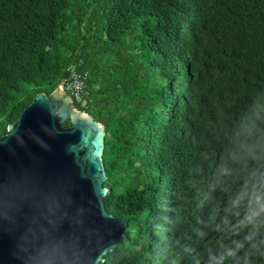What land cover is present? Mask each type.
<instances>
[{"label":"trees","instance_id":"16d2710c","mask_svg":"<svg viewBox=\"0 0 264 264\" xmlns=\"http://www.w3.org/2000/svg\"><path fill=\"white\" fill-rule=\"evenodd\" d=\"M70 64L125 226L98 264H264V0H0V135Z\"/></svg>","mask_w":264,"mask_h":264},{"label":"water","instance_id":"95a60500","mask_svg":"<svg viewBox=\"0 0 264 264\" xmlns=\"http://www.w3.org/2000/svg\"><path fill=\"white\" fill-rule=\"evenodd\" d=\"M105 134L59 86L36 94L7 125L0 264H98L120 243L124 223L105 208Z\"/></svg>","mask_w":264,"mask_h":264},{"label":"built area","instance_id":"2783aa9c","mask_svg":"<svg viewBox=\"0 0 264 264\" xmlns=\"http://www.w3.org/2000/svg\"><path fill=\"white\" fill-rule=\"evenodd\" d=\"M67 76L58 85L72 98L75 105L86 107L90 102V93L87 87L88 72L80 69L77 64L66 67Z\"/></svg>","mask_w":264,"mask_h":264},{"label":"clouds","instance_id":"9594fccd","mask_svg":"<svg viewBox=\"0 0 264 264\" xmlns=\"http://www.w3.org/2000/svg\"><path fill=\"white\" fill-rule=\"evenodd\" d=\"M87 81H88V79H87ZM88 91H89V90H88ZM72 104L74 105V107H75L76 109L81 110V111H84V110L80 109V107L78 108V107H77L78 105H75V104L73 103V101H72ZM84 112H85V111H84Z\"/></svg>","mask_w":264,"mask_h":264},{"label":"bare ground","instance_id":"6f19581e","mask_svg":"<svg viewBox=\"0 0 264 264\" xmlns=\"http://www.w3.org/2000/svg\"><path fill=\"white\" fill-rule=\"evenodd\" d=\"M85 108V107H84Z\"/></svg>","mask_w":264,"mask_h":264},{"label":"flooded vegetation","instance_id":"af4514ba","mask_svg":"<svg viewBox=\"0 0 264 264\" xmlns=\"http://www.w3.org/2000/svg\"><path fill=\"white\" fill-rule=\"evenodd\" d=\"M1 136V135H0Z\"/></svg>","mask_w":264,"mask_h":264}]
</instances>
